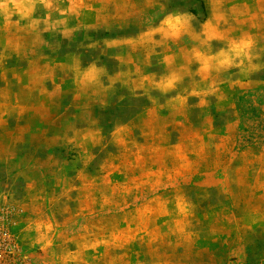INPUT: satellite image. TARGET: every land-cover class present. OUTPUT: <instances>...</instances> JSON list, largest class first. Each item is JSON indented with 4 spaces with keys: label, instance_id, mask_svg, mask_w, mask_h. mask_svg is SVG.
Here are the masks:
<instances>
[{
    "label": "rangeland",
    "instance_id": "obj_1",
    "mask_svg": "<svg viewBox=\"0 0 264 264\" xmlns=\"http://www.w3.org/2000/svg\"><path fill=\"white\" fill-rule=\"evenodd\" d=\"M4 1L0 264H264V0Z\"/></svg>",
    "mask_w": 264,
    "mask_h": 264
},
{
    "label": "crops",
    "instance_id": "obj_2",
    "mask_svg": "<svg viewBox=\"0 0 264 264\" xmlns=\"http://www.w3.org/2000/svg\"><path fill=\"white\" fill-rule=\"evenodd\" d=\"M0 7L9 6L8 1L0 3ZM7 20V19H6ZM12 21H8L0 32V92L6 91L8 99L0 98V102L15 103L18 108L23 103L22 95L29 92L30 88H35L39 83L41 71L44 70L45 64L43 58L37 56L40 47L29 46L33 44L31 40L36 37L22 36L20 32L12 33ZM16 57L15 63L10 64L9 59ZM40 75V77H39ZM164 91L170 88L168 84L163 86ZM43 99H40V102ZM169 103L173 104L169 108L176 113L181 110L183 113L188 107V100L181 96H175Z\"/></svg>",
    "mask_w": 264,
    "mask_h": 264
}]
</instances>
